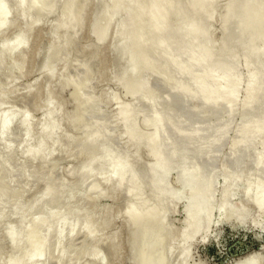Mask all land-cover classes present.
Returning a JSON list of instances; mask_svg holds the SVG:
<instances>
[{
  "label": "rangeland",
  "instance_id": "obj_1",
  "mask_svg": "<svg viewBox=\"0 0 264 264\" xmlns=\"http://www.w3.org/2000/svg\"><path fill=\"white\" fill-rule=\"evenodd\" d=\"M43 1H44L43 6L45 7L41 6L38 9L37 8L34 9L35 7L33 8V5L31 4V0H29V2L27 0H23L21 5H19L18 1L16 0H3L2 1V3L4 2L3 4L5 5L6 11H7L8 17L6 19L8 18L9 19L8 21L5 20L4 22H7V23H3L4 26L1 25L0 27V46L2 45L0 51H3L6 48V46L7 48L9 46L11 47L8 48L9 51L7 50V48L4 50L5 52L7 50L6 53L3 52L5 55L0 53V121L3 118H6V119L9 118L7 121L6 120L5 121L7 125H9V122H10V127L8 126V129H6L3 134H0V185L2 184V186H0L2 187L0 188V197H1L0 199V264H8V263L15 264V261L17 260V258H21V260L18 259V261L20 260V262L17 261L16 264L18 263L20 264H25V263L42 264L43 263L44 264L45 261H46L45 264H142V261H144V254H142V249L139 246V241H135L138 238V236L136 235L137 232L134 231L133 228L135 226L131 223V219L129 218L130 217L129 211L126 210V207L128 206L127 202H131V200H129L130 199L129 196H127L128 188L126 189L125 187V186L129 187V185L124 186V184H122L118 186V184L117 185L114 184V183H117L116 179L112 177L113 180L115 179L114 180L115 182H114V181H111L112 178L110 177L108 178V181L106 180L108 184L106 183V181H104L105 184L104 183L103 185L101 184L102 186L100 184L98 185L97 189L98 188L99 189L98 190L96 189L97 192L96 191L92 192L89 188H91L90 185H93V181L96 180V178L94 177L95 176L94 173L103 174V175L106 174V176L108 177L109 172L110 170H112V168L106 167L107 168L106 169L105 167L104 168L100 167V165L99 166L94 165V168L97 166V169L95 168L96 171L94 170L95 172H93V174L91 175H90V172L85 173L86 171L84 170V166H86L91 160H94L93 158H96L95 160H98L97 158H100L101 155H103L104 153H107L108 151H109L108 152L109 154L113 155L111 156L113 160L114 159L116 160L117 158H120V157L121 159L125 158L128 160L131 156L130 159L132 163L133 161H135V157L133 159V156L137 155L138 157H136V159L140 162V165H139L140 168H138V170L141 169V171L140 172L136 171L135 174L138 172L137 175L138 176L141 175L140 177L142 179L141 178L140 179L143 180L144 178L142 177L143 173L142 174H139V173L144 172L145 167L147 166L144 164H148V162L150 163L152 162V156L151 154L150 155L148 154L149 146L144 143L138 142V139H137V142L139 144H137L135 139L131 140L127 138L128 136H127L126 130L123 131V129H125V127L123 126V122L118 120L117 118L119 117L115 115L118 106L120 105L125 106L126 103H129L128 105L129 106L131 105L130 110L132 107V111L134 112V113H132V111L130 112V114L131 113L132 114H131V117H129V120L133 121L134 123L135 120L130 119V118H134V119L135 117L138 118L137 122H135L134 124L135 128L137 129L139 128L138 129L139 131L137 132H139L140 134L144 129H146V131L144 130L145 132L143 131L144 133H147L149 131L150 126L146 125V123H142V121L144 122L148 120L151 116L150 113L147 114L148 116L149 115L150 116L147 117L148 119L145 120L144 118H146V115H143V116L140 115L139 114L140 109L139 108L136 109V107H139L138 105H135V110H133L134 108L133 104L137 103L136 102L137 98L135 97L133 93L128 92L129 91L128 89H125L127 84H124V87H123V83L119 82L121 80L120 76L122 72L127 68L126 67L127 65H126V62L122 60V57L121 56L119 57L115 53L116 47L123 44V48H122L123 50L129 49V46H128L129 43L126 42L123 36L119 34V30L121 29L120 27H122V23H123V19H121V17L119 16V13L123 11V8H125V6L122 3V5H120L119 7L113 8L107 14L108 18L106 17L107 15L103 14L104 17H101L102 15L99 16L100 22L98 21L99 19L93 22L91 19H92V16L97 11L100 0H71L72 1L71 6L68 9L67 13L65 14H62V11H63L62 9L67 3H70L69 0H43ZM161 1L163 2V4L165 3V6H169V8L167 9L169 10V12H173L175 9H178L177 12L175 11V18L169 20L170 24L167 23L169 27L173 24V22H174L173 26L175 25L177 27L178 26L177 23L180 24V21L181 22H183L184 20L187 21V18L186 19H183V18L189 15L187 13L191 11L190 8L192 5L191 3L193 2L192 0H188V1L178 0L180 1V3L177 2L178 4H176V0L175 2L174 0H161ZM167 1L168 2L170 1V3H168ZM141 2H144V0H141ZM145 2L147 3L146 0ZM225 3H226L225 0H217L212 6L214 7L215 5L216 10L211 7L213 11L215 10L214 12L212 11L213 13H215L213 14V18L209 19V18H205L206 17L205 16V17H202V19H200L202 20L201 22L199 19H196L195 21L197 25L196 24L195 25L196 27L197 26L199 27V29L197 27L199 31L198 33H200L198 34L199 36L197 35L198 39H201L202 41L204 40L203 44H205V48L208 51L210 49L209 52L213 54L212 57L216 64L221 63L222 61L220 60H223L224 57L229 58L227 57V55L228 56L232 55L233 57L232 66L235 63L233 66L234 67L233 73H235L236 76L240 78L243 77L241 78L242 80L239 84L240 87L238 86L239 90L241 89L242 90L241 92H239L238 90L236 91V94L239 93L238 96L236 95L237 101L242 102L244 99L243 96H245L244 90H246L245 88H247L245 81L248 75L247 74L248 70L246 67H244L245 65L243 66L242 63L247 62L246 59H244V57L249 56L247 55L248 48L245 46L246 43L242 42V40L244 41L245 37L243 36L242 37L243 39L240 38L241 36L238 34V31H237L239 30L238 21L240 20V17H239L240 15L237 11L238 9L234 8L235 9V10L233 9L234 13L233 11L227 12V9H225V5H226ZM172 4L173 6L174 4L178 6L175 5L176 7L175 6L171 7ZM185 5L186 6L189 5V7L187 8L185 7ZM27 8L30 10H28ZM181 9L182 10L184 9V10L181 11ZM186 9L187 10L189 9V10L187 11ZM185 11L186 13L184 15L183 12ZM226 12L229 13L228 17H224L227 15ZM224 13H226V15ZM181 14L184 15L183 18L181 17L182 19L179 17ZM191 14L193 15V13ZM230 14H232V16ZM233 14L234 16L238 14V16H235L236 17L235 18ZM192 17L193 16L188 17V20L191 21L193 19ZM101 18H103L102 21H101ZM225 18L229 22V24L226 23V26L232 25L231 27L228 26L230 28V31H229V28L227 29L225 28L226 27L225 25L223 26L224 22L227 21L225 20ZM229 18L231 19L229 20ZM176 19L178 21L180 19L181 20L177 22ZM222 19H224L225 21L223 22ZM232 19L233 20L236 19L237 23L236 22L233 23ZM106 20L107 22H105ZM175 21H176V24H175ZM230 21H231V24H230ZM222 22L223 24L221 25ZM101 23L104 24L102 26L104 27V32L100 33V36H99L98 33L96 34V30L101 28V25H102ZM235 23L236 25H234ZM98 24L100 26H98ZM124 24H126L125 26L128 25L127 28H129V25H130L129 20L125 19ZM200 25L202 26V28ZM96 26H98L99 28H97ZM235 26L238 27V29ZM222 27H223V30L225 29V33L222 31ZM231 28H234L233 29L234 31L231 30ZM201 29H203L202 30L203 34H204V31L207 32V34L205 33L204 35L205 39L201 36L202 35ZM171 30H174V29H172V27L169 28V31H170L169 33L172 35ZM226 30L229 31L230 33L228 32L229 33L228 34ZM92 31L93 32L95 31V33L93 34ZM232 31L233 33H235L236 31V33L233 34ZM20 33L24 37H22ZM16 34L18 37L16 36ZM225 34L227 38H225L224 36ZM168 36L170 35L168 34ZM236 36L238 37V39ZM21 37L24 38L23 41H21L22 40ZM121 37L123 39H121ZM213 37L215 38V40L213 39ZM230 37L231 39H228ZM13 38H15L14 41L16 42H12ZM221 38L222 39L225 38V39L221 40ZM234 38H236L237 40L235 41ZM172 39H174V36L172 37ZM172 39H169V40L172 41ZM232 39L235 43L234 42L231 43ZM225 40H226V44L224 45L222 44V42L225 43ZM216 41L219 43H217ZM228 41H229V44H228ZM238 41L242 42L243 46H245L247 50L243 46H241L242 45L241 43H240L241 45H239ZM13 43H15L16 45H14ZM19 43H23V44L19 46L20 45ZM171 44L172 42L170 43V45ZM3 45L5 47L4 49L2 48ZM58 45L59 46L63 45L62 46L63 49H61L62 50L61 52L63 53H60V56L57 58L53 57L54 61L52 60L53 62L51 63L49 62L48 64L49 66L48 68L50 69L42 70L41 67L43 64V56L48 50L52 54L51 50L54 51L55 49H57ZM173 45L171 46V48L174 51L173 50L171 51H173V54L175 53L176 55V50H175L176 46L174 45L175 46L174 47ZM231 45L232 47L234 46L233 49L231 48ZM223 46H226V47H223ZM227 46L230 47L231 50L227 48ZM235 46L237 47L235 48ZM257 46L256 48H259L261 47V44L259 43ZM226 48H227V51H226ZM239 48H241L243 52H240L241 50ZM122 49H121V52H122L121 54H123ZM211 49H214V50H212L211 52ZM244 49L246 50V54L244 52L245 51ZM224 50L226 52L230 50L229 52L231 53L235 50L236 52L235 51L234 52L236 54L234 53L233 55V53L230 54L228 52L227 55L224 56V54H226L223 52ZM220 51H222L224 54L221 53ZM125 52L126 51H124V54ZM152 52L153 51L149 53V56L151 58L143 54L142 56L143 60L142 59L141 60L143 62L146 61L145 63L147 64V66L151 60L150 64H152V66L149 64L148 67L154 68V63H157L155 64L156 66L159 65L158 63L159 59L157 60L159 56H157L155 52L153 53ZM236 55H239L240 57L239 56L237 57ZM249 57L248 58L246 57V58L249 59ZM145 58H147V60ZM261 59H259L258 65L260 64L263 67L264 62H262L263 65L260 62L264 61V58L263 60ZM235 60L238 61L239 62L238 64L240 65H238ZM248 61H249V67L251 65L250 67V69H252L251 71H254L253 69H256L258 66L257 61L255 65L253 63L255 62V59H253L252 57ZM250 61H252L251 62L252 64L250 63ZM235 65H238L239 67ZM260 65H259V68H257V71H258L257 74L260 73V70L261 72H263V69ZM252 66L254 68H252ZM51 67L54 71L51 69ZM245 68L247 71L246 73H245ZM46 70H47V73L50 72L49 70H51L52 73L51 72L50 73L52 74V76L50 73H48L49 75L46 74ZM146 71L148 72V70H145V73ZM172 71L175 72L174 70H169V73H171L170 76L171 77L176 76ZM142 72L141 73L144 74L143 76L151 75L149 76V78H151V81L148 78V81L146 80L147 82L145 81L147 77H143L144 81L140 80L142 78L141 77L142 74H138L141 76H136V78H134V80L137 79L138 81H140L138 83L139 85L140 83H142L141 84L142 87L140 86L141 88H144L145 84H146L145 86H147V83L150 84L148 85V88L146 87L144 88V90L143 89L142 90L145 91L146 89L145 92H148L149 90L147 91V89H150V90L152 89L154 92L152 90L150 92H153V93H156V91L159 92V93H156L158 94V97L164 96L163 94L165 93V91L161 89L162 88L161 85L163 83L161 82L162 84H160L159 81L156 78H154L155 76L152 75V72L149 71L150 72V73L148 72L149 74L148 73L145 74L144 71ZM197 72H199V70H197ZM197 72L195 71L196 74H198ZM254 72L256 73V71ZM137 77H139V79ZM176 79H177V76L175 77L174 80ZM128 86L126 88H129ZM126 91L132 95L127 94ZM39 94L41 95L39 96ZM45 99H46V102H45ZM195 99L188 102L189 103L188 105L190 107H187V109L189 108V110L191 109L193 111H196L198 109V107L194 105H196L195 104L196 102L198 104L200 102H198L199 100L196 101ZM87 100H89V102ZM130 100L132 102L134 101L135 102L132 103ZM86 102L87 104H85ZM240 102H237V103L240 104ZM218 105H219L218 106L219 109L216 106L215 110L219 114L216 113L215 114L216 116L213 115L214 118L213 117L210 118V120L212 121H214V119L217 120L218 118H220L221 114H223L224 112V106L222 104L221 105L218 104ZM237 105H236L237 108L235 107V112H234L236 114H234L233 118L231 119V122L232 120L234 122L230 123V126L234 128L237 127L235 129L236 131L233 130L232 127L228 130L229 131L227 132L228 136L226 135L225 136L226 139H223V142H222L223 144L220 143L219 145V146L221 145L222 146L220 148L218 146L219 149L214 148L212 151L214 155L216 154L215 160L213 162L214 164L210 163L209 165H207L209 169V170L207 169V171L209 172V174H210V171L212 172L214 170L210 176L214 179V183L216 185L214 187L215 193L213 197L215 196L214 199L216 200L218 198L217 200L218 202L216 203L213 202L216 205H214L213 210L211 212L212 222L209 224L210 226H208V228L205 227L204 229H202L204 227L202 226L200 228L201 230L198 231L197 234L194 236V239H192L191 242L185 244L184 235H183V230L185 227L184 219L186 215L185 200L175 201L172 199L171 200L172 202L167 201L165 203L162 201V205L160 204L161 200L151 201V205L155 207L157 211H160V210L163 211L164 216L162 220L163 219L165 220V224H162V225L167 226V227L165 226L166 228L163 227V229L165 230H162V235H159L155 238L156 239L155 249L158 250L157 255H155L157 258L156 261L158 263L154 261L155 264L156 263L157 264H165V263L166 264H184V263L185 264H244V263L248 264L249 261H250L249 264H264V213L260 214L259 212H257V209L251 206L253 205L250 201L252 200V198L251 197H249V199L248 197L245 198V194L243 193L246 189L247 184L252 183V182L253 184L257 183L260 179L264 181V168L259 167V169L257 168L253 169L252 165L251 167H249L250 166L249 164L251 163V161H253L252 155L258 153L261 148L260 147L261 145H259V143L261 144L262 142L261 140H263L262 135L264 134L258 135L256 137L260 141L259 143H256L258 146L257 151L252 150V148L255 150L257 148L256 144L254 146L255 142H253V145L250 150L251 152L253 151L252 154L250 153V156H248L249 152H247L245 154V156L246 155L247 156L246 157L243 156L244 158L242 157L243 162H240L238 164L239 167L241 166V163L242 164L244 163L243 164L244 166L246 164L248 169L242 165L244 169L247 170L249 174L253 170L252 173L254 175L247 174L248 175L247 177L246 175L247 171H243L244 173H240L242 169L239 170L240 168L238 167H236V169H232L229 166V163L227 161H228L229 155L231 154L229 152L232 151L231 149L232 144H233L232 141L233 139L235 141V139L237 138V136L233 134H237L239 123L237 124V126L235 123L240 121L239 118H240L241 112L239 108L241 109V104L240 106L239 105L237 106ZM46 106L51 108L50 109L51 111L50 110L47 111L49 108ZM199 106H200L199 108L203 107L201 106V103L199 104ZM155 107L157 106L155 105ZM155 107L153 109H155ZM194 108L196 110H194ZM203 109H205V107H203ZM203 109L201 111L199 109L197 110V112L199 113L200 111V113L202 112V114H204L206 110H203ZM206 109L209 110V108L207 107ZM51 112L53 113V115L55 113L54 116H56L55 118L52 115L53 118L51 119H53V121L56 122L54 123L56 124V126L54 127L53 133L55 134L57 131V134L53 135L52 133L54 137L52 135H50V137L49 136L46 137V133L43 132V126L41 125H44V122L48 121L47 118L48 117L50 118L49 115L51 114ZM239 112L240 114H238ZM198 113L195 112L194 114L195 116H192L194 118L192 117L190 118L191 122L193 121L197 122L199 119L201 120L202 117L200 118ZM132 115L134 117H132ZM23 118H26L27 121L26 119H23ZM73 119L75 122L73 121ZM162 120L163 118H160L159 124H161ZM96 121H98V123H102V127L100 126V128H102L103 134L105 135L104 137H106L107 133L108 135H111V136H107V138H104L102 136L105 141L103 140L99 141L100 143L103 144V147H105L106 149L105 148L103 149L102 145L98 143V145L100 144L99 146H101L102 148L99 147L95 149L96 147L92 146L94 149L93 150L91 145L89 147L88 145L89 143H87L88 141L85 142L87 140V139L85 140V135L93 130V127H94L93 125H95L94 123ZM139 121H140V125H139L140 127L138 125L136 126V124H138ZM164 121L162 122V124L165 123V125H167L166 124L167 121L165 122ZM231 124H235L236 127ZM165 125L163 124L160 126L162 127V129H164L163 126ZM57 126H59V128H57ZM89 127H90V131H89ZM55 128L58 130H55ZM100 128L98 127L99 130ZM106 128H107V132H106ZM165 131L162 133L161 136L166 135V137L169 136L168 138H170L172 135V132L168 130V133H169L168 135L167 132L165 134ZM44 136L46 137V139ZM163 137H161V139ZM166 137H164L165 139L163 138L162 140H166V139L168 140V138ZM174 137H172V139H169V141L171 140L175 141L176 137L175 138ZM227 137H229L228 141H226ZM86 138H87V135H86ZM43 139H45V141ZM53 139L55 140L53 141ZM83 139L85 141H83ZM257 139L255 141L258 142ZM38 140L40 141L39 144L41 143L42 145H38L37 143ZM46 140L47 141L50 140L53 144L50 143L51 144L50 145L49 142H47ZM131 141H135L136 144H134L135 142L133 143ZM230 141H231V145L229 144ZM84 142H85V145L86 144L88 145V147L84 146ZM125 142H126V145L124 146ZM127 142H128V145H127ZM43 143H46L48 146ZM132 143L133 145L131 146ZM36 146H39L37 147L39 148V151H37L38 149L35 148ZM40 147L42 148L41 150H40ZM4 148L6 149V151ZM29 149L30 150L35 149L34 151H37V160H36V157L35 159L33 158L34 160L33 159L30 160L26 158V154H27V151H29ZM128 153L130 154L128 155ZM228 153L229 155H227ZM114 155L118 157L116 158ZM38 157L41 159L39 160ZM118 161H120V159ZM138 161L135 164H139ZM2 162L5 163L3 165L6 166L5 168H7V170L4 169ZM248 162L250 163L248 164ZM132 163L129 162V164L131 165ZM201 163L199 164L201 166L203 165L204 167L205 165ZM226 163H227V166H226ZM135 164L132 165L133 167L129 165V167L131 166L130 169L134 170V166H136L135 168H137V165ZM222 164L225 165L226 167L223 166ZM222 166L225 172H226L225 169H227V172H226L227 174L222 173L223 172ZM228 166L230 167V169ZM98 167H100L103 170L102 171H100L101 169L98 170L99 169ZM142 168L144 170H142ZM81 169L84 170L85 172L82 171ZM97 170L99 173H96ZM235 170L237 172H235ZM1 171H3V173ZM215 171L217 172L219 171L220 174L222 173L224 176L222 174L221 176L219 172H218L219 174L218 176L217 174H215L216 173ZM228 171L229 172L231 171L233 173L231 176H234V177L236 176L238 178L237 179L235 177L237 181L239 179L241 180V177H243V175H244V178L241 181L239 180L240 183L238 184V186L236 187V190L233 192V194L230 196L229 200L227 201V207L231 205V208L233 207L234 209V211L232 210L234 213H236L235 211L239 212V210L241 212L242 208L244 209L246 208L245 211L246 210L248 211V212L246 211L248 213L247 216H246L247 213L246 214L244 213L246 216L245 217L246 222L241 223V224L238 223L239 220H237L235 214L233 215L232 213V217L229 215V213H231L232 211L227 214L228 217L230 216L231 218L230 219L231 223L232 221H233V224L235 223L234 221L237 222V224L235 223L234 226H230L229 224H226V223H216V218L218 217L217 207L219 206L222 200L221 195L223 192L222 188H224L223 183L225 182L227 175H229ZM236 173L237 175L240 174L239 176L241 175L242 176L239 178V176H237ZM177 174H178V167L176 169H172L166 178L167 180L169 179L168 181L166 180V183L169 182L168 185H170L172 188L169 187L167 184L166 186H168L167 188H171L169 190L173 192H179V189H180L179 180L176 179L178 178ZM216 176L218 177L215 178ZM245 176L247 178H245ZM249 176H251L252 178ZM249 178H250V182H249ZM244 179L246 182L244 181ZM141 180L139 181L143 182ZM140 182L138 184L142 185L143 183H140ZM123 186L125 187V189L123 188ZM119 187H122L121 190L119 189ZM47 188L49 189V191H51L52 189L51 191L52 193L48 192ZM122 189L126 191L124 192ZM217 189H219V191ZM45 190L47 191V193ZM1 194H3V196H1ZM145 194L147 193L145 192ZM41 195L43 197V201L44 199L45 201L42 202L43 205L41 204L39 206L41 208H38L35 206L36 204L34 202L37 203L38 199H41ZM48 196L49 198L51 197L50 198L51 200L48 201L49 203L46 201L48 200L46 199ZM146 197L148 196L146 195ZM163 205H164V208H162ZM167 205L169 206L167 207ZM31 209H34L33 211L35 212L37 211L36 215H34L35 212H33ZM36 209H39V210H36ZM124 209L126 210L124 214L129 215L126 217H128L127 219H130V222H128L129 220L127 221L125 215L123 214ZM49 212L51 215L49 214ZM27 213H30L29 219H27L28 218ZM32 213H34L33 214L34 216L32 215ZM46 216H48L49 218H47ZM62 216H68L67 218L68 222L63 223V224L59 223L61 221L60 219ZM253 216L254 218H252ZM31 219H34V220L35 219H45L44 226L38 229V234L43 232V234H40L41 236L43 235L40 239L43 240L44 248L45 247L46 248H45V252H42L41 255L36 258V260L28 261L24 258L23 253H21L23 251L21 252L20 250L18 251V253L20 252L19 253L20 257L16 251L14 252V250L16 249L14 245L17 243L16 245L17 247H23L21 244L24 238V231H20L23 229L19 228L20 226L19 224L21 222L23 224L24 222H26L25 224L31 225V221H30ZM254 220L257 221V224H254ZM86 223L87 225L91 224L90 226H91L92 233L83 231L85 230V228L82 226L83 224L85 225ZM61 225H62V229L61 227H59ZM71 225L73 226V228ZM64 226L66 229H64ZM69 227L72 230L74 229L75 230L72 231L71 233L70 231L71 229ZM16 228H19V229H16ZM43 228L45 231L43 230ZM56 229L58 232L56 231ZM60 229H61V234L59 233ZM10 230L13 231L12 235L15 234L13 236H15V238L17 237L16 239L12 237L13 240L15 239L14 242H12L10 240V237L8 236V231ZM17 232L19 233V235L17 234ZM52 232H55L56 234ZM134 232L136 233L135 236L137 238L133 235ZM59 234L62 236H59ZM49 240H51V242ZM137 242L138 244H136ZM12 243H14V245H11ZM168 247L170 248L168 249ZM12 250H13L14 255L12 252L10 253V251ZM8 255L15 257L16 258L15 261L10 262L9 260L11 259V256L8 257ZM7 258H10V259H7ZM12 259L14 260V258ZM242 259L245 261H243ZM38 260H40V262ZM21 261H23L24 263H22ZM154 262L152 263L154 264Z\"/></svg>",
  "mask_w": 264,
  "mask_h": 264
},
{
  "label": "bare ground",
  "instance_id": "obj_2",
  "mask_svg": "<svg viewBox=\"0 0 264 264\" xmlns=\"http://www.w3.org/2000/svg\"><path fill=\"white\" fill-rule=\"evenodd\" d=\"M2 1L0 0V27H1V25L4 26L3 23H7L4 21L5 20L8 21V19H9V18L6 19L8 17L7 11H6L5 5L3 4L4 2L2 3ZM16 1H18V4L21 5L23 0H16ZM27 1L29 2V0H27ZM69 1H70V3H67V4L65 3L66 5L64 4L65 5L64 8L62 6V8H63V9L61 8L63 10L62 14L67 13L68 9L70 8L72 1L71 0H69ZM146 1L148 4L145 2V0H144V2H141V0L140 1L139 0H100L97 11L92 16L91 20L93 22H95L97 19H99L100 15H102L101 17H104L103 14L107 15L113 8L119 7L120 5H122V3L125 6V8H123V11L121 13H119V16L121 17V19H123L122 27H120L121 29L119 30V34L122 35L123 38L125 39V41L129 43V45H128L129 49L128 50L122 49L123 48V44H122L123 42L121 43L122 45H119L116 47L115 53L119 57L121 56L122 60L125 61L126 65H127L126 66L127 68L122 72V74L120 76L121 80L119 82L123 83V87H124V84H127V86L129 85L128 86L129 88H126L127 86L125 85L126 86L125 89H128L129 90L128 92L133 93L135 95V97L137 98L136 104L134 103L135 101L132 102L133 99H132V101L130 100L132 103H134L133 104L134 105L133 110H135V105H138L139 107H136V109H138V108L140 109V113H139L140 115H142V116L146 115V118H144L145 120L148 119L147 117H149L151 115L148 120H146L144 122L142 121V123H146V125L150 126L149 131L147 133H144L146 131V129H144L142 127L145 130V131L143 130L144 132L142 131L144 134L141 131L140 132L142 134L141 133L139 134V132H137V131H139L138 130L139 128L138 129L135 128L134 124H135V122H137L138 118L137 117H135V119L130 118V119L135 120L134 123H133V121L129 120V117H131V114L134 113L132 111V107L130 110L131 105L129 106L128 105L129 103H126L128 106L125 103H124L125 106H121V105L118 106L115 115H117L119 117V118H117L118 120L123 122V126L125 127V129H123V131L126 130L127 136H128L127 138H129L131 140L135 139L136 142L138 139V142L144 143V144L149 146L148 154L149 155L151 154L152 162L151 163L148 162V164H144V165H147L145 167V170L142 168V170H144V172L139 173V174L143 173V175H142V177H144L143 180H141L142 179L140 177L141 175H139V176L137 175L138 172L135 174L136 171H139V172L141 171V169L138 170V168H140L139 167L140 162L136 159V157H138L137 155L133 156V159L135 157V161H133V163L130 159L131 156L129 158L130 159V161H129V159L128 160L125 158L121 159V157L117 158L118 156L116 157L114 155L117 158L116 159L117 161H116L115 159L113 160V158L111 157L113 155L109 154L108 153L109 151L108 152L106 151L107 153H104L103 155L100 156V158H97L98 160H95L96 158L92 157L94 160H91L86 166H84V170L86 172L82 169L81 170L84 171L85 173L90 172V175H91V174H93V172L96 171L95 168L97 169V166H99V165H100V167H103V168L104 167L105 168L106 167L112 168V170H110V172H109L108 177L106 176V174L103 175V174H95L94 173L95 176L94 175L93 176L96 178V180L94 179L96 182L93 181V185H90L91 188H89L92 192L96 191L99 184L100 185L101 184L103 185V183L105 184L104 181H106V180L108 181V178H110V177L111 178L114 177L116 179L117 183H114V184H116V185L118 184V186L122 185V184H124V186L129 185V187L128 186H125V187H126V189L128 188L127 189V196H129V198H130L129 200H131V202H127L128 206L126 207V210L129 211V213H130L129 218L131 219V223L135 226V227L133 226L134 227L133 229H134V231L137 232V234L134 232L133 235L135 236V234H136L138 236L139 239L135 236L137 238V240H135V241H139V246L142 249V254H144V261H142V264H153L152 262L157 260L155 255H157V251H158L155 249V241H156L155 238L159 235H162V230H165V229H163V227L166 228L167 226L165 225L166 226L165 227L162 225V224H165V220L164 219L162 220V218L164 216L163 211H161V210L157 211L156 208L151 205L152 200H155V201L161 200V203H160L161 205H162V201L165 203L167 201L172 202L171 201L172 199L175 201L176 200L177 201L185 200V202H186V205H185L186 215H185V219H184L185 220V227L183 230L184 243L185 244L191 242L192 239H194V236L197 234L198 231L201 230L200 228L202 226H204L202 229H204L205 227L208 228V226H210L209 224L212 222L211 212L213 210L214 205H216L213 202H215V203L218 202L217 201L218 198L216 200V199H214L215 196L213 197V195L215 193L214 187L216 185L214 183V179L210 175L214 170L212 172L210 171V174H209V172L207 171V169H208L207 165L214 162L216 154L214 155V153L212 152L213 149L214 148L217 149L218 146L220 145V143L223 142V139H226L225 136L226 135L228 136L227 132H229L228 130L232 127V126H230V123H232L234 121L232 120V122H231V119L233 118V115L236 114L234 112H235V107L238 104L237 102H240V101H237L236 95L238 96L239 93L236 94V91L238 90L239 92H241L242 89L239 90V87H240L239 84L242 80L241 78H243V77L240 78V77L236 76L235 73H233V68H234L233 66L235 64L234 63L232 66V58L233 57H232V55H230V56L227 55V53L231 50L230 47L227 46V48L230 49L228 52H226L227 48H226V51L225 50L223 51L226 54H224L222 51H220L221 53L224 54V56L227 55V57H229V58L224 57L223 60H220V61H222L221 63L216 64L213 60V57H212L213 54H211L209 52L210 49L208 51L205 48V44H203L204 40L202 41L201 39H198V36H199L198 34H200V33H198L199 27L197 26L198 27V29H197V27H196L197 24H196L195 20L196 19L200 20V19H202V17H205V16H206L205 18L212 19L213 14H215L213 12L216 10L215 5H214V7H212V6L217 0H192L193 2L191 3L192 5L190 8L191 9L190 12L193 13V15L189 12V13H187L189 15L185 16V18H183L185 13H186V11H185V12H183L184 15L181 14L182 16L180 15L179 17L180 18L182 17L183 19L187 18V21L182 20L183 22H181L180 21L182 19L181 18L179 20L180 24L177 23L178 24L177 27L175 25L173 26L174 22L170 26V27H172V29H174V30H171L172 31L171 33L174 36V39H172L173 36L169 33L170 27L168 26L167 23L170 22L169 21L170 19L175 18V11L177 12L178 9L174 8L175 10L173 12H169V10H167L169 8V6H165V3L163 4V2L161 0H146ZM184 1H186V0H184ZM43 2H44L43 0H42V2H41V0H31V4L33 5V8L35 7L34 9H36V8L38 9L39 7L43 6L44 5ZM174 2H175V0H174ZM177 2L180 3V1L176 0V4H178ZM225 2H226L225 3L226 4L225 9H227V12L233 11V13H234V10H235L234 8L238 9L237 11L240 15L239 16L240 20L238 21L239 26L238 25L237 26L239 27V30H237L238 27H236V26L235 27L237 29L236 28L235 29L238 31V34L241 36L240 38H242L243 36L245 37L244 41L242 40L243 38L241 40H242V42L246 43L245 46L248 48L247 55L250 56V57L245 56V55H244L245 57L243 56L244 59H246V61H247V62L245 61L246 63H244V62L242 63L243 66L245 65L244 67H246L248 70V73H247L248 75H247L246 81H245L247 88H245L246 90H244V92H245V96H243L244 99L242 97L243 101L240 102V104H241V109L239 108V110L241 112V115L239 118L240 121L238 119L239 122L235 123L236 126L239 123L237 134H233V135L237 136V138L235 139V141H234V139H233V141L231 139V141L233 142L232 147H231L232 151L229 152V153H231L230 155H229V153L227 154V155H229L228 161H227L229 163V166L232 169H236V167H238V168H240L239 170L242 169L240 173H244L243 171H247L244 169V167L247 168L246 164L244 166L243 165L244 163L243 164L241 163V166L242 165L244 166V167L242 166V168H241V166L239 167L238 164L240 162H243L242 157L243 156L246 157L247 155L245 156V154L247 152H249L248 156H250V153L252 154L253 151L251 152L250 150H251V147L253 145V142H255L254 146L256 143L260 142L256 137L258 135L264 134V65L262 63L264 61L260 62V63H262L263 67L259 64L262 67L263 72H261V70H260L261 68H260V69H258V70H260V73L257 74V72H258L257 68H259V65H258L259 59L262 58L261 60H263V58H264V0H227V1L225 0ZM168 3H170V1ZM176 4H174V6ZM26 5H27V3H26ZM174 6L172 4L171 7H174ZM176 6H178V5H176ZM7 7H8V5H7ZM29 7H30V5H29ZM43 7H45V6H43ZM185 7L188 8L189 5L188 6L185 5ZM211 7L214 8L215 10L213 11ZM18 8H19V6H18ZM28 10H30V9H28ZM172 10H173V8H172ZM183 10L181 9V11H183ZM226 13H224V14L226 15ZM230 13H232V12H230ZM113 14H115V13H113ZM190 14H191V16H193L192 17L193 19L191 18L192 19L191 21L188 20V17H191ZM228 14L229 13H227V15L224 17H228ZM230 15L232 16V14H230ZM233 16H234V14H233ZM235 16H238V14ZM35 17H37V16H35ZM63 17H64V15H63ZM106 17L108 18V15ZM224 17H222V18H224ZM234 17H233V19H234ZM239 17H237V18H239ZM231 18H229V20ZM125 19L129 20V24H130L129 28H127L128 25L125 26L127 23L124 24ZM35 20H36V18H35ZM102 20H103V18H101V21ZM222 20L224 22L227 19L225 18V20L224 19H222ZM98 21L100 22V19ZM179 21L177 20V22H179ZM201 21L202 20H200V22ZM105 22H107V20ZM223 22L221 23V25L223 24ZM234 22H236V19L233 20V23ZM226 23L229 24L228 20L224 22L223 26L224 25L226 26ZM236 23L234 25H236ZM101 24H102L101 28L96 30V34L98 33L99 36H100V33L104 32V27H102L104 24L103 23H101ZM175 24H176V21H175ZM230 24H231V21H230ZM98 26H100V25L98 24ZM98 26H96V27L99 28ZM228 26L231 27L232 25H227L225 28L226 29L229 28ZM92 28H93V26H92ZM201 28H202V26H201ZM233 29L234 28H231V30H233ZM202 30L203 29H201V34H202L201 36L205 39L204 35H205V33L207 34V32L204 31V34H203ZM209 30H208V32H209ZM222 31L225 33V29L223 30V27H222ZM229 31H230V28H229ZM229 31H227V33ZM233 31H232V33H233ZM92 33L94 34L95 31L94 32L92 31ZM232 33H231V35H232ZM235 33H236V31H235ZM235 33H233V34H235ZM17 34H16V36H17ZM168 34L171 36V38H170V36H168ZM226 34L224 35L225 38H227ZM99 36H98V38H99ZM22 37H24V36L22 35ZM22 37H21V39H22L21 41L24 40V38H22ZM231 37L228 39H231ZM123 38L121 37V39H123ZM222 38H221V40L225 39V38L224 39H222ZM169 39H172V41ZM213 39L215 40L214 37H213ZM234 39L236 41L238 39V37H237V39L236 38H234ZM12 40H13L12 42H16V41H14L15 38H13ZM239 41H238L239 45L242 44L241 46H243V43L239 42ZM171 42H172V44L170 45ZM216 42H214V43H216ZM232 42H234L233 39H232L231 43ZM217 43H219V42H217ZM259 43L261 44V47L256 48V46ZM13 44L16 45L15 43H13ZM19 44H20L19 46H21V44H23V43H19ZM173 44L176 46V49H175L176 55H175V53L173 54L174 50L171 48V46ZM222 44L225 45L226 40H225V43L222 42ZM228 44H229V41H228ZM126 45H127V43H126ZM232 45H231V48L233 49L234 46L232 47ZM1 46H0V50H1ZM62 46L63 45H60V46L58 45L57 49L54 48L56 51L54 49H53L54 51H52L50 49L52 54L50 53L49 50L45 53V55L43 56V64L41 67L42 70L43 69L44 70L50 69V68H48L49 62L50 63L53 62L54 61L53 57L57 58L60 56V53H63V52H61L62 51L61 49H63ZM245 46H243V47L245 48ZM9 47H11V46H9ZM223 47H226V46H223ZM236 47L237 46H235V48ZM2 48L3 49L5 48L4 45ZM6 48H7V46H6ZM8 48H7V50L9 51ZM241 48H239L241 50L240 52H243ZM247 48H245V49L247 50ZM121 49L123 51V54H121L122 53ZM4 50L0 51V53L4 54L3 53V52H5ZM7 50H6V52H7ZM171 50H173V51H171ZM212 50H214V49H211V52H212ZM246 50L244 51L245 54H246ZM124 51H126L125 54H124ZM151 51L155 52L156 55L159 56L157 58V60L159 59V61H158L159 65L156 66L155 64H157V63H154V68L148 67L149 64L151 63V60H150V63L148 64V66L145 63L146 61H144V62L142 61L143 60L142 59L143 54L149 56V53ZM234 51L232 52L233 55L236 52V51L235 52ZM229 53L232 54L231 52H229ZM236 56L238 57L239 55H236ZM241 56H242V54H241ZM51 57H52V59H51ZM144 57H146V56H144ZM246 57L247 58L249 57V59H251V57L253 59H255V62H253L254 65L257 61L258 66L256 65L257 68L255 67L256 69H253L254 71H256V73L254 71H251L252 70V69H250L251 65L249 67V61H248L249 59H247ZM2 58H3V56H2ZM50 59H51V61H50ZM145 59L147 60V58H145ZM244 59H243V61H244ZM218 61H219V59H218ZM233 61H234V59H233ZM236 62H237V64L239 63L238 61H236ZM251 62L252 61H250V63ZM144 64H146V65H144ZM150 65L152 66V64H150ZM238 65H240V64H238ZM238 65H235V66L239 67ZM236 68H235V70H236ZM246 68H245V73L247 72ZM252 68H254V67L252 66ZM51 69H52V67H51ZM47 70H46V74L51 72V70H49L50 72L47 73ZM145 70H148V72L149 71L152 72V75L155 76L154 78H156L160 84L163 83L161 85L162 88L161 87L160 88L165 91V93L163 94L164 96L158 97V94H156V93H159V92L156 91V93H153L154 91L152 89L151 90L153 92H150L151 91L150 89H147V91L149 90L148 92H145L146 89H145V91H143L144 88H146V87L148 88V85H150V84L147 83V86H145L146 84L145 85L143 84L144 88H141L142 83H140V85H139L138 83L140 81H138L137 79L134 80V78H136V76H141L138 74H142L143 73L142 71H144V73H145ZM169 70H174L176 72L175 73L172 71L177 76L176 80H174L176 76H173L174 79H173V77L170 76L171 73H169ZM197 70H199V72H197ZM195 71L198 74H196ZM148 72L146 71V73H148ZM174 74H172V75H174ZM237 74H239V73H237ZM143 75L144 74H142V76H141L142 78L147 77V79H145V81L146 80L148 81L149 76H151V75H149V76L148 75L143 76ZM51 76H52V74H51ZM137 78L139 79V77H137ZM142 78L140 80L144 81V78H143V80H142ZM169 78L172 80H170ZM149 79L151 81V78H149ZM135 81L136 82L138 81V82L136 83ZM150 88H151V86H150ZM128 92H127V94L132 95ZM170 94H172V95H170ZM40 95L41 94H39V96ZM258 96H259V98H258ZM193 99H195L196 101L199 100L198 102L201 103V106L205 107V109H203V107H201L203 110H206L204 112V114H202V112L200 113V111L202 109L199 108L200 103L198 104L197 102L195 103L196 105H194V106L198 107V109L196 107L197 110L200 109L199 113L197 112V110L195 108H194V110H196V111H193L191 109L189 110V108L187 109V107H190L188 105L189 104L188 102L193 100ZM87 101L89 102V100H87ZM45 102H46V99H45ZM40 103H42V102H40ZM85 104H87V102ZM218 104H220V105L222 104L224 106V112H223V114H221L220 118H218L217 120L214 119V121H212V120H210V118L213 117V115H215L216 113L219 114L215 110L216 106L218 108V106H219ZM240 104H238V105L240 106ZM155 105L157 107H155ZM48 106H46V107H48ZM153 106L155 107V109H153L154 108ZM206 107L209 108L210 112L208 109H206ZM50 109L51 108H49L47 111H49ZM131 111H132V113L130 114ZM195 112L198 113L200 118L201 117L202 118H201V120L199 119L197 122H194V121L191 122L190 118L192 116H195L194 115ZM240 112L238 114H240ZM149 113H150V115L148 116L147 114H149ZM185 114H187V115H185ZM52 115H53V113L51 112V114L49 115L50 118L49 117L47 118L48 121H45L44 125H41V126H43V132L46 133V137L47 136L50 137V135H52V133L54 132V127L56 126V124H54L56 122L53 121V119H51L53 117L56 118V116H54L55 113H54L53 117H52ZM133 115H132V117H134ZM160 118H163L162 122L164 121V119H165V121H167L166 122L167 125H165V123H163L165 125V126H163L164 129H162V127L160 126V125H163L162 122H161V124H159ZM166 118H167V120H166ZM192 118H194V117H192ZM8 119L9 118H7V119L3 118L0 121V134H3L5 132V130L8 129V126L10 127V122H9V125H7V123H6V121ZM23 119H26V118H23ZM144 119H142V120H144ZM10 121H11V119H10ZM26 121H27V119H26ZM73 121H74V119H73ZM235 121H237V120H235ZM96 122H97V124H96ZM96 122L94 123L95 125H93L94 126L93 130L91 129L92 131L89 133L87 131V133H88V134H86L87 138L85 135V140L86 139L87 140L85 141L83 139V141H85V142L88 141L87 143H89L88 144L89 147H90V145H91V147L95 146L96 147L95 149L101 147V146H99L100 144L103 147V144L99 142L100 140L105 141L103 139V137L105 135L103 134L102 128H100V126L102 127V123H98V121H96ZM235 124H231V125L235 126ZM11 125H12V123H11ZM23 125H24V123H23ZM137 125L138 126L140 125V121L138 122V124H136V126ZM166 126H167L168 130L172 132V135L173 134L174 135L173 136L171 135L170 138H168L169 136L166 137V135L165 136L163 135L164 137L168 138V140L167 139L162 140L164 137L161 135L165 130H167ZM98 127L100 128V130L98 129ZM57 128H59V126H57ZM236 128L232 127L233 130H235ZM55 130H58V129L55 128ZM168 130L165 131V134H166V132L168 133ZM89 131H90V127H89ZM101 132H102V134H101ZM106 132H107V128H106ZM171 132H170V134H171ZM55 134H57V131ZM55 134L53 133V135H55ZM168 135H169V133H168ZM107 136H111V135H108V133H107L106 137H104V138H107ZM160 136L163 138L161 139ZM46 137H45V139H46ZM172 137L175 138V141H172V140L169 141V139H172ZM263 137H264V135H262L263 140H261L262 141L261 144L259 143V145H261L260 146L261 148L259 147L260 148L259 152L258 153L255 152L256 154L252 155L253 156V161H251L252 164L250 162H248V164L250 163L249 167H251V165H252L253 169H256V168L259 169V167L264 168V138ZM228 138L229 137H227L226 141H228ZM45 139H43V140L45 141ZM48 139H50V138H48ZM256 139L258 140V142L255 141ZM54 140L55 139H53V141ZM128 141H130V140H128ZM231 141L229 142L230 145H231ZM39 142L40 141L38 140L37 141L38 145H42L41 143L39 144ZM47 142H49V144L52 143L50 140H48ZM85 142H84V146L88 147L87 144L85 145ZM131 142L134 143L135 141H131ZM136 142L134 144H136ZM138 142H137V144H139ZM98 143H100V144L98 145ZM133 143L131 144V146L133 145ZM43 144L47 145L46 143H43ZM125 145H126V142H125L124 146ZM127 145H128V142H127ZM221 146H219V148ZM256 146H257V144H256ZM37 147H39V146H36L35 148H37ZM41 147H43V146H41ZM41 147H40V150L42 149ZM93 147H92V149H93ZM104 148L105 147H103V149ZM6 149H7V147H6ZM6 149H5V151H6ZM37 149H38L37 151H39V148H37ZM257 149H258V146H257L256 150L252 148V150H254V151H257ZM32 150L29 149V151H27V154L25 153L26 158L31 160L33 158L35 159V157H36V160H37V151H34L35 149H32ZM100 154H101V152H100ZM129 154L130 153H128V155ZM40 159L41 158H39V160ZM119 159H120V161H118ZM136 160L138 161L139 164H135L137 162ZM199 161H201L202 163ZM129 162H131L132 165H134V164L137 165V168H135L136 166H134L135 171L130 169V167L132 165L129 164ZM198 162L201 164H204L205 166L204 167H203V165L201 166ZM3 164H5V163L2 162V165ZM94 165H97V166L94 168ZM129 165H131V166L129 167ZM3 166H4V169L7 170V168H5L6 166L5 165H3ZM223 166H225V165H223ZM223 166H222V170H223ZM226 166H227V163H226ZM100 167H98L99 168L98 170L101 169ZM177 167H178V174H177L178 178H176V179L179 180L180 189H179V192H173V191L169 190L172 187L170 185H168L169 182L166 183V180H167L166 178H167L169 172L172 169H176ZM230 167H229V169H230ZM92 168H94V169H92ZM98 170L96 173H99ZM102 170L103 169H101L100 171H102ZM225 170L227 172V169H225ZM237 171H238V169H237ZM237 171L235 170V172H237ZM1 172L3 173V171H1ZM215 172H216L215 174H217L219 176L220 172L218 171L219 174L217 171H215ZM226 172L223 170L222 173H226ZM252 172H253V170H252ZM252 172H250V174H253ZM81 173H83V172H81ZM226 174H225V176H226ZM232 174L233 173L230 171L229 175H227L225 182L223 183L224 188H222L223 189V192L221 195L222 200H221V203L219 204V206L217 207L218 208V217L216 218V223H226V224H229L230 226H234L235 223L237 224L236 221H234L235 222L234 224H233L232 220H231L232 223L230 222V219H231L230 216L232 217V213H233V215L235 214L237 220H239L238 223H240V224L246 222L245 217L248 215V213H247L248 211L247 210H246L247 212L245 211L246 208L245 209L242 208L241 212L245 211L243 213H241L240 210H239L240 213L238 211H235L236 213H234L233 212L234 209H233V207L231 208V205L227 207V201L229 200V198L233 194V192L236 190V187L238 186L240 181L243 180V178H244V175H243V177H241L242 175L239 176L240 174L237 175V173H236V175L239 176V178L241 177V180L239 179L240 181L239 180L237 181L236 180L237 177L235 176L236 177L235 178L234 176H231ZM247 174H249L248 171H247L246 175ZM253 175H251V176H253ZM218 176H216L215 178H217ZM251 176H249V177H251ZM138 177H139V179H138ZM247 177H248V175H247ZM247 177L245 176V178H247ZM114 180L112 178L111 181H114ZM139 180H141L143 182H140ZM178 180H176V181H178ZM107 181H106V183H107ZM109 181H110V179H109ZM138 181L140 183H143V184L142 185L138 184L139 183ZM244 181H245V179H244ZM251 181H253V180H251ZM249 182H250V178H249ZM166 184L171 188H167L168 186H166ZM0 186H2V184ZM124 186H123V188L125 189ZM0 188H2V187H0ZM121 188L122 187H119L120 190H121ZM219 189H221V188H219ZM219 189H217V190L219 191ZM112 190H114V189H112ZM51 191H52V189H51ZM51 191H49V189H48V192L52 193ZM123 191L125 192L126 190H123ZM220 191H222V190H220ZM145 192L147 194H145ZM46 193H47V191H46ZM243 193L245 194V198L246 197H248V199H249V197L252 198V200H250V201L253 205H251V204L250 205L253 206L254 208H256L257 212H259L260 214L264 213V181L263 180L260 179L257 183L253 184V182H252V183L247 184L246 189ZM244 194H243V196H244ZM146 195L148 197H146ZM1 196H3V194H1ZM50 198L48 196L46 198L48 200H46V201L48 202L49 200H51ZM131 198H133L134 200ZM0 199H1V197H0ZM213 199L216 201H214ZM44 201H45V199H44ZM44 201H43V197L41 195V199H38L37 203L34 202L36 204L35 206L38 208H41L39 206ZM168 206L169 205H167V207ZM162 208H164V205ZM34 209H31V210L33 211ZM165 209H166V207H165ZM36 210H39V209H36ZM126 210L124 209L123 214ZM33 212H35V211H33ZM36 212H35V214L32 213V215L33 214L36 215ZM121 212H122V210H121ZM229 212H231V213H229ZM228 213L230 215L229 217L227 215ZM244 213L245 214L247 213L246 216ZM29 214L30 213H27V215H28L27 219H29ZM49 214H50V212H49ZM126 216H129V215L126 214L125 217ZM46 217L49 218L48 216H46ZM67 218H68V216H62L60 219L61 221L59 220L60 221L59 223L63 224V223L68 222ZM127 218L128 217H126V219ZM252 218H254V216ZM258 218H260V217H258ZM130 219H127V221L129 220L128 222H130ZM25 220H23V221H25ZM44 220L45 219H35V220L31 219L30 220L31 225L25 224L26 222H24V224L26 226L21 222L19 224L20 225L19 228L23 229L20 231H24V238H23V242L21 244L23 247H17L16 242H15L16 243L15 245H14V243L11 244V245H14L15 248L17 249L16 250L14 248L15 249L14 252L16 251L18 253L19 250H20V252L23 251L21 253H23L24 258L28 261L36 260V258L39 257L42 252H45L46 247L44 248V245H43L44 242H43V240L40 239L43 236V235L41 236L40 234H43V232L42 233L39 232L40 234H38V229H40L44 226V223H45ZM254 224H257L256 220H254ZM90 225L91 224L87 225V223L85 225L83 224L82 227L85 228V230H83V231L90 233L91 232V226ZM66 226H67V224H66ZM59 227H61V229H62V225ZM59 227H57V228H59ZM19 228H16V229H19ZM69 228H67V229H69ZM72 228H73V226H72ZM51 229H52V227H51ZM61 229L59 231L60 234H61ZM64 229H66L65 226H64ZM43 230H44V228H43ZM74 230L71 229L70 230L71 233ZM13 231H14V229H13ZM13 231H11V230L8 231V236L10 237V240L12 242H14V240L17 238V237L15 238V236H13L15 234L12 235ZM56 231H57V229H56ZM205 231H206V229H205ZM18 232H19V230H18ZM18 232H17V234L19 235ZM164 232H166V231H164ZM14 233H15V231H14ZM52 233H55V232H52ZM73 233H75V232H73ZM89 233H87V234H89ZM60 234H59V236H62ZM56 236H58V235H56ZM134 236H133V238H134ZM12 237H14L15 239L13 240ZM47 240H48V238H47ZM49 241L51 242V240H49ZM170 243H171V241H170ZM136 244H138V242ZM12 248H13V246H12ZM130 248H132V247H130ZM161 248H163V247H161ZM169 248L170 247H168V249ZM186 249H187V247H186ZM67 250H68V248H67ZM162 250H161V252H162ZM11 252L13 253V250L10 251V253ZM163 252H165V251H163ZM18 254H17V256H18ZM13 255H14V253H13ZM9 256H11V255H8V257ZM164 256H165V254H164ZM19 257H20V254H19ZM12 258H14V260ZM7 259H10V258H7ZM15 259H16L15 257L11 256V259L9 261L13 262V261H15ZM18 259L21 260V258H17V260L15 261V264L18 261ZM252 259H254V258H252ZM20 260L18 262H20ZM23 261H21V262L24 263ZM38 261L40 262V260H38ZM243 261H245V260H243ZM60 262H61V260H60ZM45 263H46V261H45ZM249 263H250V261H249ZM18 264H20V263H18ZM25 264H27V263H25ZM154 264H155V262H154Z\"/></svg>",
  "mask_w": 264,
  "mask_h": 264
}]
</instances>
